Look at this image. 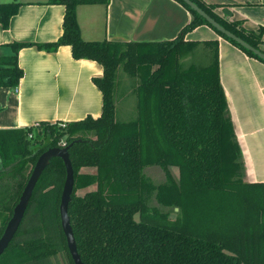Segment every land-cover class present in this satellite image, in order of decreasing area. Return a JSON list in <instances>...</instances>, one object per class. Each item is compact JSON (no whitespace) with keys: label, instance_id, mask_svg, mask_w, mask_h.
Wrapping results in <instances>:
<instances>
[{"label":"trees","instance_id":"16d2710c","mask_svg":"<svg viewBox=\"0 0 264 264\" xmlns=\"http://www.w3.org/2000/svg\"><path fill=\"white\" fill-rule=\"evenodd\" d=\"M176 1L192 21L177 39L161 43L84 41L78 7L108 6L110 0L48 1L65 6L63 34L57 42L37 46L47 52L70 46L74 59L103 66V77L93 79L103 96L102 115L65 127L42 122L0 130V181L17 180L16 188L0 185V238L38 158L50 148L63 147L62 142L68 146L82 140L69 149L75 178L69 216L84 264H264V183H246L240 171L243 155L220 82L218 47L209 45L213 54L207 66L186 67L198 45L186 42L185 35L207 25L264 61ZM191 1L264 53L263 30L247 32L240 23L218 17L214 7ZM20 6L0 4L4 29ZM25 46L12 44L13 55L0 59V88L19 86L24 71L18 55ZM120 69L136 81V117L130 121L116 117ZM152 166L166 172V184L158 186L144 174ZM84 168H95L96 174L82 173ZM65 180L63 161L52 159L0 264H54L58 252L74 264L60 217ZM93 185L96 190L78 195ZM153 199L158 206L151 205Z\"/></svg>","mask_w":264,"mask_h":264},{"label":"crops","instance_id":"0c3cea01","mask_svg":"<svg viewBox=\"0 0 264 264\" xmlns=\"http://www.w3.org/2000/svg\"><path fill=\"white\" fill-rule=\"evenodd\" d=\"M48 1L0 0V4H21L8 29L0 24V59L13 55L12 44L29 45L18 55L24 71L19 86L0 88V130L27 129L42 122L70 124L102 115L103 96L93 79L103 77V66L74 59L70 46L55 52L37 46L57 42L63 34L65 6L49 5ZM201 1L214 7L218 17L240 23L247 32L264 31V0ZM225 10L232 16L225 15ZM77 19L87 42L161 43L177 39L192 15L176 0H110L108 6H79ZM185 41L198 45L185 60L193 65L197 60L210 64L213 48L209 45H217L220 82L242 150L245 182L264 183V63L207 25L187 33ZM82 173L94 175L96 169L84 168Z\"/></svg>","mask_w":264,"mask_h":264},{"label":"water","instance_id":"95a60500","mask_svg":"<svg viewBox=\"0 0 264 264\" xmlns=\"http://www.w3.org/2000/svg\"><path fill=\"white\" fill-rule=\"evenodd\" d=\"M181 1H183L186 5H188L191 8V10H193L198 15L203 17L209 23V25H211L219 33L235 41L237 44H239L246 50L252 52L257 57H259L264 61V53L262 51L254 48L243 39L239 38L235 34L226 30L217 21L211 18L204 10H202L197 4H195L191 0H181ZM224 13L229 17L232 16L228 10H225ZM75 142H82V140H78ZM75 142L71 143L68 146L50 148L38 158L31 173V176L27 182V185L25 186L22 192L19 202L13 210V215L6 226L3 235L0 238V257L8 249L10 243L14 239L15 235L17 234L21 226L26 211L29 207L31 198L33 196V192L40 177L42 176L44 171L48 168L52 159L60 158L63 161L66 168V180L61 195V204H60L61 225L74 264H84V262L81 259V255L78 252L77 242L74 236V232L69 216V205L72 200V194L75 186L74 169L70 159L69 149L74 145ZM176 211H178V209H176Z\"/></svg>","mask_w":264,"mask_h":264},{"label":"rangeland","instance_id":"374dc122","mask_svg":"<svg viewBox=\"0 0 264 264\" xmlns=\"http://www.w3.org/2000/svg\"><path fill=\"white\" fill-rule=\"evenodd\" d=\"M194 55V52L191 54ZM196 56V55H195ZM195 56L193 57L195 60ZM187 63V62H186ZM193 65L191 64H186V67ZM197 66H200V68L206 66L207 64L204 61H199L197 60ZM135 84L136 81L133 80L132 77L128 76L125 74L122 69L119 70L118 72V82H117V97H116V117L120 121H130L136 117V95L134 93L135 91ZM127 96V97H126ZM123 98L121 101L120 99ZM61 125V124H60ZM57 125V126H60ZM62 126V125H61ZM31 139V138H30ZM65 142H62L64 146ZM242 169H240L241 172H244V181L246 180V166L244 164V160L240 161ZM245 169H244V167ZM31 167V165H30ZM245 170V171H243ZM172 174L176 180H178V171L177 169L172 168L171 169ZM144 174L150 178L154 184L156 185H164L167 182V175L166 172L158 167V166H152V167H147L144 170ZM20 181V180H19ZM16 183L17 180L12 179L11 177H5L0 181V185H7V187L13 186L16 188ZM88 190H80L78 192V195H84ZM152 206H158L157 202L155 199L150 201ZM178 209V208H176ZM175 209V211H176ZM179 211V210H178ZM176 211V212H178ZM2 223V219H0V226ZM53 262L54 264H71L70 259L68 258L67 254L65 252H58L55 256H53Z\"/></svg>","mask_w":264,"mask_h":264},{"label":"built area","instance_id":"2783aa9c","mask_svg":"<svg viewBox=\"0 0 264 264\" xmlns=\"http://www.w3.org/2000/svg\"><path fill=\"white\" fill-rule=\"evenodd\" d=\"M63 127H65L66 126V124H61ZM32 137V135H30V138Z\"/></svg>","mask_w":264,"mask_h":264}]
</instances>
